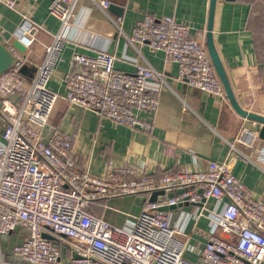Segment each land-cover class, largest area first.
I'll list each match as a JSON object with an SVG mask.
<instances>
[{"label": "built area", "instance_id": "2783aa9c", "mask_svg": "<svg viewBox=\"0 0 264 264\" xmlns=\"http://www.w3.org/2000/svg\"><path fill=\"white\" fill-rule=\"evenodd\" d=\"M19 1L0 0L12 8ZM78 2L51 0L49 13L59 20V29L30 82L20 73L27 54L14 42L6 44L15 62L0 74V115L5 123L0 141V237L18 227L26 228L27 236L10 254L0 249V264H264V203L228 163L211 161L204 170L162 176L118 167L102 177L77 166L72 134L55 127L48 142L42 140L60 98L117 124L145 132L154 127L159 98L148 85L163 77L150 65H139L130 73L117 70L115 57L107 52L76 53L73 69L64 76L65 95L48 88ZM98 4L104 11L110 6L106 0ZM121 21V17L114 19L118 26ZM33 28L25 19L14 34L26 50L34 44ZM129 39L162 50L167 61L178 63L179 79L188 85L226 97L205 40L193 34L189 25L148 14L136 23ZM17 96L20 100L15 102ZM166 150L176 153L174 146ZM255 165L264 172V146ZM156 191L164 193L150 200ZM128 195L143 196V207L133 221L120 225L121 214L132 216L110 201ZM209 199L222 206L204 214L209 238L200 262H193L184 256L191 235L172 225L162 208L183 207L179 204L185 202L205 204ZM45 233L55 242L44 238Z\"/></svg>", "mask_w": 264, "mask_h": 264}, {"label": "crops", "instance_id": "0c3cea01", "mask_svg": "<svg viewBox=\"0 0 264 264\" xmlns=\"http://www.w3.org/2000/svg\"><path fill=\"white\" fill-rule=\"evenodd\" d=\"M99 1L79 0L72 24L64 32L66 43L48 88L63 97L64 76L73 69V55H94L97 51L113 55L117 70L132 73L139 65L146 64L161 73L163 80L151 81L148 85L159 98L151 132L117 124L60 98L49 124L74 136L73 154L77 166L102 177L118 167L144 169L162 176L185 169L204 170L211 161L228 163L233 174L264 203V172L255 165L264 146V140L257 137L260 125L239 116L226 97L206 93L180 80L178 63L167 61L162 50H154L148 43L133 44L129 39L136 23L149 14L156 18L170 16L189 25L193 34L206 40L210 0H106L110 6L122 9L119 14L109 8L104 11ZM50 2L21 0L13 8L0 2V41L6 47L7 43L15 42L14 34L25 19L34 27V44L25 51L27 60L21 66L25 74L20 72L29 82L43 61L45 47L52 43L59 29V20L49 13ZM117 17L122 18L121 28L114 23ZM213 36L227 70L252 69L264 115V0H217ZM13 100L17 102L20 98ZM140 116L148 117L146 113ZM4 128L0 115V141ZM168 146L175 147L174 155L168 154ZM131 197L121 196L111 201L125 206ZM133 197L143 199L140 195ZM221 206L217 200L209 199L205 204L185 202L183 207L166 211L172 225L177 224L186 235H191L184 254L188 260L200 262L209 238L204 214L220 210ZM201 213L203 215H199ZM139 214L134 213V216ZM122 215H125L123 219ZM122 215L120 225L133 221L126 214ZM26 236L27 229L18 227L0 237V249L10 254ZM61 248L66 256V248Z\"/></svg>", "mask_w": 264, "mask_h": 264}, {"label": "water", "instance_id": "95a60500", "mask_svg": "<svg viewBox=\"0 0 264 264\" xmlns=\"http://www.w3.org/2000/svg\"><path fill=\"white\" fill-rule=\"evenodd\" d=\"M216 4L217 0H210V11L205 40L209 56L224 86L226 99H228L232 109L242 118L258 123L260 127L257 131V137L264 140V115L261 113L260 107L261 93L258 90V85H255L252 69L236 67L227 70L216 48L213 36ZM109 9L114 10L118 14L122 11L120 7L115 5H111ZM14 46L22 52L26 51V49L18 41L14 42ZM14 62L15 59L12 53L0 41V74L9 71ZM20 72L25 74V68L22 67ZM250 84H252L251 87ZM163 193V191L154 192L150 200L155 201L158 194ZM171 196L172 194H169V197ZM183 204L184 203H180L179 206H183ZM174 208H177V206L163 207L162 209L164 211H168ZM43 236L44 238L55 242L52 235L45 233Z\"/></svg>", "mask_w": 264, "mask_h": 264}, {"label": "rangeland", "instance_id": "374dc122", "mask_svg": "<svg viewBox=\"0 0 264 264\" xmlns=\"http://www.w3.org/2000/svg\"><path fill=\"white\" fill-rule=\"evenodd\" d=\"M53 126L48 124L44 130H43V133H42V140H44L45 142H48V138H49V134H50V131L52 130ZM61 130V129H60ZM94 175V174H93ZM129 203L125 206H120V205H116L115 203H113L114 201H111L110 203L112 205H116L118 207H120L124 212H128L130 214H132V217H134V213L135 214H139L141 209H142V206H143V199L140 197V198H137L135 200V197H131V199H129ZM122 215V214H121ZM123 217H121L122 219L125 217V215H122Z\"/></svg>", "mask_w": 264, "mask_h": 264}]
</instances>
